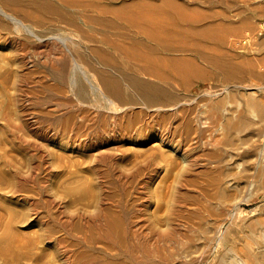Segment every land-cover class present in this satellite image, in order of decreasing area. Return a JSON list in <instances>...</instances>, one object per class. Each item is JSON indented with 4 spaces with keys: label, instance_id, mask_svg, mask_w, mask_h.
<instances>
[{
    "label": "rangeland",
    "instance_id": "obj_1",
    "mask_svg": "<svg viewBox=\"0 0 264 264\" xmlns=\"http://www.w3.org/2000/svg\"><path fill=\"white\" fill-rule=\"evenodd\" d=\"M24 1L0 6V264H66L69 224L99 209L157 235V264H264V78L177 89L182 110L148 107L154 128H122L113 105L49 91L56 79L36 57L50 32L16 12ZM254 5L237 48L251 59L264 57V0ZM209 107L216 118L196 131ZM164 123L177 135L159 143Z\"/></svg>",
    "mask_w": 264,
    "mask_h": 264
},
{
    "label": "bare ground",
    "instance_id": "obj_2",
    "mask_svg": "<svg viewBox=\"0 0 264 264\" xmlns=\"http://www.w3.org/2000/svg\"><path fill=\"white\" fill-rule=\"evenodd\" d=\"M10 1L19 0H0V6L7 8ZM24 2L15 6L16 12L50 32L39 36L47 49L36 57L40 71L43 67L56 79L49 91H67L96 106L113 105L121 113L122 128L136 121L154 128L152 119L144 117L148 107L160 117L169 109L182 110L177 89L195 91L201 81L217 77L223 85L253 87L264 78V57L251 59L237 52L256 29L251 21L254 0ZM242 5L250 15L237 21ZM51 38L52 47L45 41ZM214 113L209 107L198 114L195 130L216 118ZM159 126L166 130L157 134L158 142H166L169 131L176 137L175 123L172 130L166 123ZM188 151L182 153L187 160ZM84 224L67 228L72 242L65 250L66 264H157V235L133 228L124 209H99Z\"/></svg>",
    "mask_w": 264,
    "mask_h": 264
}]
</instances>
